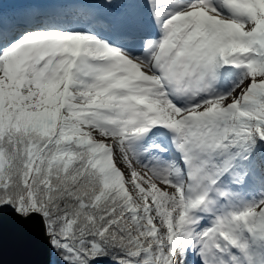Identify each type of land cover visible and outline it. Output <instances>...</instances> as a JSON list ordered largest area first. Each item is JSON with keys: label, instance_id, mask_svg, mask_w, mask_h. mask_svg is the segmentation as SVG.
Segmentation results:
<instances>
[{"label": "snow or ice", "instance_id": "6c2138e0", "mask_svg": "<svg viewBox=\"0 0 264 264\" xmlns=\"http://www.w3.org/2000/svg\"><path fill=\"white\" fill-rule=\"evenodd\" d=\"M50 264H264V0H0V221Z\"/></svg>", "mask_w": 264, "mask_h": 264}, {"label": "water", "instance_id": "95a60500", "mask_svg": "<svg viewBox=\"0 0 264 264\" xmlns=\"http://www.w3.org/2000/svg\"><path fill=\"white\" fill-rule=\"evenodd\" d=\"M47 237L38 219L23 222L11 213L0 221V264H48Z\"/></svg>", "mask_w": 264, "mask_h": 264}, {"label": "trees", "instance_id": "16d2710c", "mask_svg": "<svg viewBox=\"0 0 264 264\" xmlns=\"http://www.w3.org/2000/svg\"><path fill=\"white\" fill-rule=\"evenodd\" d=\"M49 248V246H48ZM52 260V255H51V249L49 248V260H48V264H50V261Z\"/></svg>", "mask_w": 264, "mask_h": 264}, {"label": "bare ground", "instance_id": "6f19581e", "mask_svg": "<svg viewBox=\"0 0 264 264\" xmlns=\"http://www.w3.org/2000/svg\"><path fill=\"white\" fill-rule=\"evenodd\" d=\"M49 260V259H48Z\"/></svg>", "mask_w": 264, "mask_h": 264}]
</instances>
